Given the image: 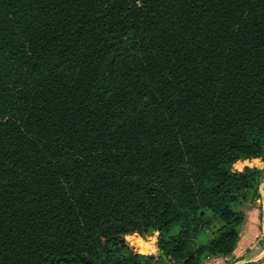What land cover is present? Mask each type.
I'll list each match as a JSON object with an SVG mask.
<instances>
[{
  "label": "trees",
  "instance_id": "trees-1",
  "mask_svg": "<svg viewBox=\"0 0 264 264\" xmlns=\"http://www.w3.org/2000/svg\"><path fill=\"white\" fill-rule=\"evenodd\" d=\"M253 158L264 0H0V264L229 257Z\"/></svg>",
  "mask_w": 264,
  "mask_h": 264
},
{
  "label": "crops",
  "instance_id": "crops-1",
  "mask_svg": "<svg viewBox=\"0 0 264 264\" xmlns=\"http://www.w3.org/2000/svg\"><path fill=\"white\" fill-rule=\"evenodd\" d=\"M256 159L258 158L247 159L244 161H248V160L255 161ZM259 234L260 232L258 231V228L256 225L255 210L252 209L249 212L247 222L242 230L241 236L238 240L235 250L233 251V254L225 258L212 259L211 261H208L205 264H234L235 262L242 260V259H249V258H254V257L259 256L263 252V250H261L258 244ZM156 236H157V233L152 232V238H154L153 242L151 241L147 242L145 240H142L148 243V248H147L148 251H145V250L139 251L138 249L137 251L142 254L157 256L158 249L156 246ZM263 247H264V243H263ZM252 264H264V257L260 259L259 261L252 263Z\"/></svg>",
  "mask_w": 264,
  "mask_h": 264
},
{
  "label": "rangeland",
  "instance_id": "rangeland-1",
  "mask_svg": "<svg viewBox=\"0 0 264 264\" xmlns=\"http://www.w3.org/2000/svg\"><path fill=\"white\" fill-rule=\"evenodd\" d=\"M246 166L256 168V169H263L264 168V161L261 160L260 158L256 159V161H254V160H248V161L239 160V161H236L231 166V170L233 172H242ZM262 182H264V171L262 172L261 176L258 178V181L256 182L255 192L251 193L249 195V198L254 200L253 210H255L256 225H257L258 231L260 232L258 244H259L261 250H263V237H262V233H261V216H262V211L264 209V201L261 198L259 191L262 190L264 192V185H262ZM217 226H218V220H216L214 218H210L209 223L203 229V233L201 235V241L207 242L210 239H212L214 237L213 231ZM152 232H154V231H149L145 237L137 238V240L140 239V240H145L147 242L148 241L153 242L154 238H152ZM134 240H136V239H134ZM137 240L134 242L135 244L137 243ZM137 246H138V243L136 244V249H137Z\"/></svg>",
  "mask_w": 264,
  "mask_h": 264
},
{
  "label": "water",
  "instance_id": "water-1",
  "mask_svg": "<svg viewBox=\"0 0 264 264\" xmlns=\"http://www.w3.org/2000/svg\"><path fill=\"white\" fill-rule=\"evenodd\" d=\"M262 185H264V182H262ZM259 192H260L261 198L264 201V192L262 190H260ZM261 231H262L263 243H264V209L262 211V216H261ZM263 257H264V247H263V252L259 256L254 257V258H249V259H242V260L235 262L234 264H252V263L259 261Z\"/></svg>",
  "mask_w": 264,
  "mask_h": 264
},
{
  "label": "bare ground",
  "instance_id": "bare-ground-1",
  "mask_svg": "<svg viewBox=\"0 0 264 264\" xmlns=\"http://www.w3.org/2000/svg\"><path fill=\"white\" fill-rule=\"evenodd\" d=\"M256 161V160H255Z\"/></svg>",
  "mask_w": 264,
  "mask_h": 264
}]
</instances>
